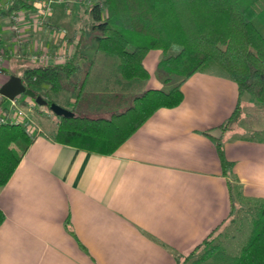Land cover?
Instances as JSON below:
<instances>
[{
  "label": "crops",
  "instance_id": "1",
  "mask_svg": "<svg viewBox=\"0 0 264 264\" xmlns=\"http://www.w3.org/2000/svg\"><path fill=\"white\" fill-rule=\"evenodd\" d=\"M73 2L88 11V0L56 4L54 25H65ZM9 6L0 0L1 46L14 43ZM79 24L62 26L71 45L75 37L72 52L87 50ZM37 36L55 40L47 30ZM161 56L153 48L144 57L147 87L163 86L154 73ZM181 88L178 105L158 108L108 154L56 140L57 125L39 131L0 186V264H180L217 226L231 229L233 195L264 198V107L244 93L241 117L225 128L238 97L229 75L210 67Z\"/></svg>",
  "mask_w": 264,
  "mask_h": 264
},
{
  "label": "trees",
  "instance_id": "2",
  "mask_svg": "<svg viewBox=\"0 0 264 264\" xmlns=\"http://www.w3.org/2000/svg\"><path fill=\"white\" fill-rule=\"evenodd\" d=\"M34 1L10 0L3 14L32 7ZM88 2L96 40L92 57L77 48L64 63L42 64L23 54L14 58L11 69L48 101L47 106L56 103L74 113L58 115L56 140L111 153L158 108L178 105L184 80L210 67L229 75L238 87L233 111L221 126L238 122L244 93L264 107V0ZM153 48L162 50L157 66L162 87H147L150 72L144 57ZM23 95V103L33 98ZM35 136L24 123L0 124V186ZM217 145L226 165L221 141ZM238 194L241 199L233 195L231 211L238 221L235 227L219 238L214 236L217 226L183 262L193 258L194 264H264V198L249 200ZM4 220L0 208V225ZM238 233L243 236L239 234L236 247L225 243Z\"/></svg>",
  "mask_w": 264,
  "mask_h": 264
},
{
  "label": "built area",
  "instance_id": "3",
  "mask_svg": "<svg viewBox=\"0 0 264 264\" xmlns=\"http://www.w3.org/2000/svg\"><path fill=\"white\" fill-rule=\"evenodd\" d=\"M69 2L70 0H35L32 7L10 12L9 28L13 33L14 43L10 46L0 45V76L5 73V63L9 58L20 57L23 54L31 61L42 64L64 63L71 58V40L68 29L56 26L52 22L55 5L69 4ZM44 30L54 34L55 40L52 42L40 40L37 36L38 32ZM19 95L9 98L0 92V101L2 100L0 102V124L3 122L24 123L29 134L37 135L40 130L29 119L25 110V107L35 108L36 102L27 98L23 103Z\"/></svg>",
  "mask_w": 264,
  "mask_h": 264
},
{
  "label": "rangeland",
  "instance_id": "4",
  "mask_svg": "<svg viewBox=\"0 0 264 264\" xmlns=\"http://www.w3.org/2000/svg\"><path fill=\"white\" fill-rule=\"evenodd\" d=\"M84 6L81 4L77 3V2H73L72 6H71V14L69 18L64 19L66 23H64L65 25L62 26H74L75 24H79L78 26L82 25L84 30H85V37H84V43H87V50L86 53L89 56H93L94 55V51H95V47H92L93 49H90L91 45L95 44L96 45V40L94 38V34L92 32L91 26H86V22H88L89 20H92L90 18V14L88 11H84ZM90 18V19H89ZM67 24V25H66ZM75 40V37L73 38ZM72 39V40H73ZM74 40L72 41L73 44L71 45L70 49L72 48V46H75L76 42H74ZM91 44V45H90ZM94 46V45H93ZM100 55V53H99ZM100 60V58H98V61ZM156 76H160V73L158 70H156L155 72ZM21 96V94L19 95ZM24 98H27V95H23ZM31 99V98H28ZM32 100H35L34 98H32ZM25 110L27 112V115L29 117V119L33 122L34 125H36L38 127V129L45 132V133H51L53 131V128L56 125V119L58 117V115L47 105H35V108H28L25 107ZM97 113V112H96ZM96 113H90V114H96ZM100 113V112H99ZM31 136L35 135V134H30ZM237 215V214H236ZM232 227L234 228L236 223H238V221L233 220L232 222ZM226 226L225 224H223L215 233V237H221L220 233H224V231H226ZM243 236L242 233H238V235H236L234 238L229 239L228 242L226 241L225 243L231 246L236 247V243L235 241H238L241 239V236ZM184 264H194L195 261L193 258H189L186 259L185 262H183Z\"/></svg>",
  "mask_w": 264,
  "mask_h": 264
},
{
  "label": "water",
  "instance_id": "5",
  "mask_svg": "<svg viewBox=\"0 0 264 264\" xmlns=\"http://www.w3.org/2000/svg\"><path fill=\"white\" fill-rule=\"evenodd\" d=\"M0 92L9 98H13L18 94L25 93L33 97L40 105H46L48 103V101L41 94H38L35 89L26 86L21 76L15 74L11 75L9 79L1 85ZM50 108L57 115L74 116V113L71 110L59 104L52 103Z\"/></svg>",
  "mask_w": 264,
  "mask_h": 264
}]
</instances>
